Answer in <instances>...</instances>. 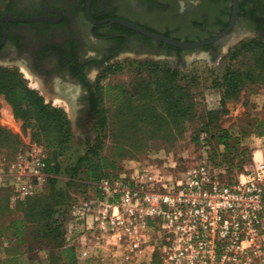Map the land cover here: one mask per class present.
<instances>
[{"label": "rangeland", "instance_id": "rangeland-1", "mask_svg": "<svg viewBox=\"0 0 264 264\" xmlns=\"http://www.w3.org/2000/svg\"><path fill=\"white\" fill-rule=\"evenodd\" d=\"M155 27L166 30L160 25ZM200 34L192 27L177 33L178 36L191 38ZM249 41L247 39L241 44ZM241 44L230 50L224 46L223 55L214 58L190 54L181 59L175 55L141 53L138 56L133 54L128 59L115 60L98 77L99 114L88 133L77 126V107L59 100L47 103L49 99L45 98L32 76L17 68L0 67L2 71L17 72L30 89L39 93L45 104L64 110L73 132L71 141L57 159L61 166L60 174L51 175L47 170L46 180H34L32 195L24 200L16 199L9 194L11 188L8 185L0 184V209L5 213L0 217V226L8 227L21 216L20 211L33 210L38 198H47L53 192L62 194L63 203H66L69 211L84 213V203L94 198L99 181H89L88 167L77 165L89 145L100 144V158L108 172L121 173L135 166H145L151 170H161L168 175V180L179 179L190 167L196 165L199 161L196 139H208L218 133L219 129L234 135L241 133L251 157L255 153L257 159H261L264 156V86L247 80L238 96L228 101L223 108L220 90L215 87V79L227 68L246 69L244 53L238 59L230 60ZM153 62L160 64V70H176V83L159 79L151 73L148 64ZM158 74L162 75L161 72ZM172 86L183 93L187 104L178 102L180 95L177 94L176 103L166 101V93ZM188 105H191L189 113L183 115ZM86 110L80 109L79 112L83 114ZM211 112H216V115L209 116ZM102 120L105 121L103 127ZM35 144L41 145L33 140L32 129L24 127L23 121L15 116L12 105L1 94L0 154L5 155L10 163H15L20 154L32 150ZM75 168L77 172L73 174ZM51 180L56 183L50 185ZM67 225L68 221L65 224V236ZM36 226L37 223L28 224L29 230L34 233ZM34 233L29 235L28 256L21 264H49L51 256H57L59 251L48 249L47 246V250L42 253ZM76 238L78 240L75 242L72 240L67 243L75 246L79 264H117L113 249L93 248L96 242L93 232H77ZM13 241V237L7 233L0 235V264H15L10 262L9 256L5 257ZM83 244L88 245L92 251L90 259H78ZM56 264H65L64 258H59ZM153 264L158 262L154 261Z\"/></svg>", "mask_w": 264, "mask_h": 264}, {"label": "built area", "instance_id": "built-area-1", "mask_svg": "<svg viewBox=\"0 0 264 264\" xmlns=\"http://www.w3.org/2000/svg\"><path fill=\"white\" fill-rule=\"evenodd\" d=\"M197 148L199 161L177 180L145 166L101 178L84 213H70L66 241L93 232V248L113 249L117 264H264V156L252 153L230 182L209 142ZM47 158L37 144L15 163L0 154V184L26 199L46 180ZM91 253L84 244L78 259Z\"/></svg>", "mask_w": 264, "mask_h": 264}, {"label": "flooded vegetation", "instance_id": "flooded-vegetation-1", "mask_svg": "<svg viewBox=\"0 0 264 264\" xmlns=\"http://www.w3.org/2000/svg\"><path fill=\"white\" fill-rule=\"evenodd\" d=\"M235 0H0V67L32 76L47 103L80 109L77 126L88 133L99 114L98 77L133 54H201L211 58L250 39L264 42V0H239L227 37L183 50L164 45L117 20L186 43L207 41L231 24ZM29 20V21H24ZM156 25L166 28L165 31ZM192 27L199 36H178ZM136 60V58H132Z\"/></svg>", "mask_w": 264, "mask_h": 264}, {"label": "trees", "instance_id": "trees-1", "mask_svg": "<svg viewBox=\"0 0 264 264\" xmlns=\"http://www.w3.org/2000/svg\"><path fill=\"white\" fill-rule=\"evenodd\" d=\"M234 52L230 60H236L244 53L246 69L229 67L215 79V87L220 90L222 96V108L228 101L238 96L247 80L252 84L264 86V43L250 40L241 44ZM148 66L151 67V73L159 77V79L176 83L178 79L176 70H160V64L156 62L150 63ZM159 72L162 75H159ZM99 93L100 90L97 91L98 95ZM1 94L5 95L8 102L12 105L15 116L23 121L24 127L32 129L33 140L41 144L47 151V170L49 174L59 175L61 166L57 159L64 152L66 145L69 144L73 136L71 122L64 110L45 104L39 93L30 89L17 72L0 70ZM176 94L180 95L178 102L183 103V93L176 91L174 86L166 93V101L169 100L176 103ZM184 103L187 104L186 101ZM190 107L191 105H188L183 110V115L189 113ZM213 115H216V112L209 114V116ZM104 122L102 120V127L105 124ZM262 137H264V134H262ZM206 140L211 146L212 163L216 167L226 169L228 181L232 182L239 173L244 171V166L250 164L251 152L246 148L244 144L245 138L241 133L234 135L219 129L218 133ZM199 144L200 140L196 139V146H199ZM100 150V144L96 146L89 145L86 154L78 159V166L88 167L87 178L89 181H97L103 177L118 174L105 170L107 166H104L102 158H100ZM76 172L75 168L73 174ZM55 183V180H51L50 185ZM9 192L12 195V192ZM10 195L7 196L8 202ZM1 203L0 192V206ZM68 208L66 203H63L62 194L53 192L47 198H38L33 210L20 211L21 216L13 220L8 227L3 228L0 226V235L7 233L14 239L5 252V255L10 257V262L21 264L23 256L25 254L28 256L29 235L34 233V231L29 230L28 224L37 223L35 232L36 243L40 246V251L47 250V246L49 247L48 249L59 251L57 256H51L48 261L49 264H56L59 258H64L65 264H79L75 246L69 245L65 236V224L69 220L71 213ZM3 215L5 213L0 209V217ZM41 263L44 264L43 262Z\"/></svg>", "mask_w": 264, "mask_h": 264}, {"label": "water", "instance_id": "water-1", "mask_svg": "<svg viewBox=\"0 0 264 264\" xmlns=\"http://www.w3.org/2000/svg\"><path fill=\"white\" fill-rule=\"evenodd\" d=\"M238 1L239 0L234 1L233 18H232L231 24L228 27V29L225 32H223L222 34L216 36L213 39L207 40V41H199V42H195V43H186L183 41H176L172 38H167V37H164V36L159 35L157 33L142 29V28H140V27H138L132 23L126 22V21L117 20L116 22L121 23L122 25H124V26H126L132 30L137 31V32L145 35L146 37H148L154 41L163 43L164 45L176 47V48L183 49V50H198L203 45H207V44H210L213 42H217V41H220L222 38L227 37L228 32L235 26V23H236ZM24 21H29V20H24Z\"/></svg>", "mask_w": 264, "mask_h": 264}, {"label": "crops", "instance_id": "crops-1", "mask_svg": "<svg viewBox=\"0 0 264 264\" xmlns=\"http://www.w3.org/2000/svg\"><path fill=\"white\" fill-rule=\"evenodd\" d=\"M262 139L264 140V137H262ZM84 245V244H83ZM82 245V246H83ZM43 253V252H42ZM5 257H7L6 255H5ZM27 259V256H26V254L23 256V261H25ZM21 262H22V258H21ZM102 264H107V263H102Z\"/></svg>", "mask_w": 264, "mask_h": 264}]
</instances>
